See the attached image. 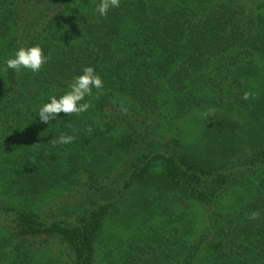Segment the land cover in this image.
<instances>
[{
  "label": "trees",
  "instance_id": "obj_1",
  "mask_svg": "<svg viewBox=\"0 0 264 264\" xmlns=\"http://www.w3.org/2000/svg\"><path fill=\"white\" fill-rule=\"evenodd\" d=\"M98 3L0 0V264H264V0ZM85 66L91 108L42 123Z\"/></svg>",
  "mask_w": 264,
  "mask_h": 264
},
{
  "label": "clouds",
  "instance_id": "obj_2",
  "mask_svg": "<svg viewBox=\"0 0 264 264\" xmlns=\"http://www.w3.org/2000/svg\"><path fill=\"white\" fill-rule=\"evenodd\" d=\"M121 0H99L94 9L100 17H106L112 8L120 7ZM50 56L45 53L42 46L37 43L32 46L20 47L14 54L4 61V71L9 69L19 73L22 70H29L38 73L42 66L48 63ZM104 86L101 75L93 66H85L81 74L72 77L67 89L62 94H50L47 101L43 102L36 113L40 121L50 124L56 121L60 113L66 115L85 113L91 108V103L86 100L93 94V89H102ZM248 94L245 93V99ZM75 140L74 135L61 134L53 139L54 144H71ZM259 216L258 212H252L249 219L255 220Z\"/></svg>",
  "mask_w": 264,
  "mask_h": 264
},
{
  "label": "rangeland",
  "instance_id": "obj_3",
  "mask_svg": "<svg viewBox=\"0 0 264 264\" xmlns=\"http://www.w3.org/2000/svg\"><path fill=\"white\" fill-rule=\"evenodd\" d=\"M42 241H44L43 238H36V239L34 240V242H37V243H38V242L42 243ZM42 245H43V246H47V247H45V248H47L48 250H49L50 247H53V245H52L51 243H48V244H47L46 242H45V243H42ZM45 251H46V250H43V252H45Z\"/></svg>",
  "mask_w": 264,
  "mask_h": 264
}]
</instances>
